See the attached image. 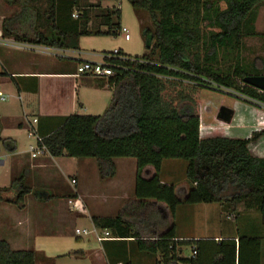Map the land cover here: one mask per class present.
Masks as SVG:
<instances>
[{
  "label": "trees",
  "instance_id": "obj_1",
  "mask_svg": "<svg viewBox=\"0 0 264 264\" xmlns=\"http://www.w3.org/2000/svg\"><path fill=\"white\" fill-rule=\"evenodd\" d=\"M6 2L17 10L4 18L2 38L17 43L78 50L82 36H117L122 27L121 9L115 5L97 15L101 21L91 27L92 10L101 7L100 1ZM129 2L151 20V24L142 22L146 52L134 56L119 49L116 56L105 51L114 70L107 78L113 96L105 112L70 114L54 130L39 135L38 145L44 144L54 157L93 158L101 181L115 177V159L136 160L134 198L116 215L92 217L96 227L109 229L119 238L103 244L132 238L138 250L159 256L156 264H241L243 243L250 240L255 243L252 252L259 258L260 237L241 236L238 244L235 239L177 240L173 217L180 204L217 202L228 213H235L243 204L246 210L260 213L264 226V157L249 150L264 129L248 138L202 137L199 111L203 90L239 94L264 104V92L244 82L246 76L264 75V58H260V67L257 61L245 63L243 56L245 39L264 35L256 27L264 0ZM6 74L0 72V77ZM1 127L0 120V133ZM0 143L9 152L16 150V141L10 137L0 134ZM165 159L187 161L182 196L174 184L160 179ZM147 168L152 173L143 176ZM15 185L20 189L11 199ZM30 191L23 174L9 188L0 187V200L19 204ZM167 213L170 216L165 218ZM182 246L195 250V257L192 252L182 255ZM69 254L84 256L78 250ZM40 258L37 250H16L0 238V264H38Z\"/></svg>",
  "mask_w": 264,
  "mask_h": 264
},
{
  "label": "crops",
  "instance_id": "obj_2",
  "mask_svg": "<svg viewBox=\"0 0 264 264\" xmlns=\"http://www.w3.org/2000/svg\"><path fill=\"white\" fill-rule=\"evenodd\" d=\"M16 10L17 7L8 5L6 0H0V66L2 67L0 72L7 73L0 77V120L2 126L0 134L3 138L10 137L14 139L17 144L16 150L9 152L0 143V179H2V175L6 177L4 182L0 180V187L9 188L12 180L24 174L25 170L31 175L29 177L30 181L28 180V176L24 177L25 185L30 187L31 191L25 195L23 201L19 202V204H14L6 200H0V210L2 213L11 211L16 215V228H13L10 223H4L0 228V238L7 240L12 247L19 241L25 242L31 234L40 235L45 233L43 228L41 232L37 230L38 224H36V231L33 228V223L36 221L34 216L36 214L40 215V209L45 205L39 198L32 196L34 190L37 189V186H32L31 184L33 183L32 175L36 174L39 168L51 162L53 158H56L48 152L32 156L33 153L30 151V146L34 145L32 143L33 141H36L37 144V140L36 137L29 135V129L35 130L37 136L45 135L58 127L63 122V118L70 114H95L106 109L113 94L112 88L108 85V79L89 75H77V67L85 61H105V51L111 52L115 49H121L124 53L129 54L124 50L125 47L122 48L116 43L113 44L112 50H106L102 47L91 48V51L89 49L85 50L82 44L83 36L80 38V49L78 50L49 47L28 42L17 43L12 38H2L3 20L6 16L12 15ZM263 10L264 4L259 8V15L256 22L259 33L261 31L258 29V21L260 13ZM25 27L26 25L24 29ZM43 29L45 30V27ZM261 33L264 34L263 32ZM58 51H64L68 54L61 55L57 53ZM53 56L59 58V60L56 61V59H53ZM80 111L86 112L80 113ZM263 129L264 127L252 131L248 129L249 132H243L242 127L227 126L225 133H228V130H232L229 135L235 136L228 137L248 138L253 132ZM237 133L241 136H237ZM28 144H30L29 150L26 147ZM249 150L255 156L264 157V135L252 141L249 144ZM118 159L120 158L115 159L117 167L115 177L108 181H101L99 176L102 186L114 191L112 202L114 203L115 212L113 215H116L119 208L128 199L134 198L135 185L132 179L135 178V183L137 176L136 163L134 176H130V181L128 182L130 187L128 193H125L124 189V191H121L123 186L125 187L126 181L121 179L122 175ZM150 173H152L151 170ZM162 181L165 182L164 180ZM19 189V185H15V188L12 189V193L10 194L11 199L14 198V195ZM10 198L7 197L6 199ZM109 198V195L106 198L101 197L102 203L100 205L103 207L104 204L110 202L111 199ZM82 204L85 208H88L87 204ZM29 208L35 210L34 214H29ZM160 208L163 211L162 207ZM222 210L223 206L217 202L180 204L176 208L173 217L175 223V239L186 241L235 239L238 244L241 236L260 237V257L258 258L252 252V246L255 243L250 240H245L243 243L244 250L241 264H264V226L262 225V220L260 224L253 223V210H243L242 204H239L235 213H227L226 219H223L225 212L223 213ZM113 215L92 214L91 219L93 216ZM243 215L244 219L241 222L240 218L242 220ZM77 216L81 215L79 214ZM164 217L167 218L166 216ZM229 219H233L236 223H229L227 221ZM30 239H35V236H31ZM108 247L113 248L114 253L119 250L117 243ZM187 247L189 246H182L181 248L182 255L184 256H188L185 254ZM36 250L41 255L44 254L41 250ZM93 250L91 246L78 249V251H83L84 256L87 257ZM96 250L99 261L95 264H114L103 251L104 247ZM72 252L73 250L70 251V253ZM42 257L39 261L46 258L45 255ZM45 262L42 261L41 264H47Z\"/></svg>",
  "mask_w": 264,
  "mask_h": 264
},
{
  "label": "rangeland",
  "instance_id": "obj_3",
  "mask_svg": "<svg viewBox=\"0 0 264 264\" xmlns=\"http://www.w3.org/2000/svg\"><path fill=\"white\" fill-rule=\"evenodd\" d=\"M91 1H100L101 3L100 8H94L92 10L93 23L91 24V27L95 23L98 24L101 21V18L99 17L96 19V16L102 14L105 8H112L114 5L119 6L121 9V25L128 28L131 40H125L124 33L121 32L115 37L106 35L83 36L82 44L85 50L99 47L106 50H112L113 44L116 43L122 48L125 47L124 50L134 56L142 55L146 52L145 41L141 31L143 20H145L146 23L151 24V20L149 19L147 13L144 14V12L141 13L135 10L129 0ZM219 4L222 7L225 6L223 1H219ZM258 29L264 33V10L259 16ZM210 30L211 29H207L206 31ZM245 40V49L243 51L244 62L251 65L253 62L257 61L258 65L261 67L262 61H260V58H264V35L248 37ZM57 53H60L61 55L68 54L64 51H58ZM53 59H56V61L59 60V58L55 56H53ZM0 70H2L1 66ZM237 95L239 96V94ZM238 96H232L227 93L212 90L202 91L199 109L201 116L202 137L235 136L229 135L232 130H228V133H225V128H227V126L238 128L242 127L243 132H249V130L252 131L254 129L264 127V105H258L256 102L247 100V98L242 97L241 95L239 97ZM222 106H227L234 110L235 115L231 124L223 123L217 119V113ZM106 109H103L95 114H103ZM84 112L86 111H80V113ZM237 136L241 135L237 133ZM32 143L35 145L36 141H33ZM30 144L26 145L28 150ZM118 162L120 164V172L122 175L121 179L126 181V185L125 187L123 186L121 191L125 190V193H128L130 188L128 182L130 181V176H134L136 170V160L134 158H120L118 159ZM186 168V160L165 159L159 173L160 179L164 180L165 183L174 184L181 196L183 195L181 188L187 183ZM37 171L38 172L36 174L32 175L33 183L31 184L32 186H37V189H35L36 191L34 190L32 196L39 198L45 206L40 209V215L36 214L34 216L36 221L33 223V228L36 231V224H38L37 230H40L41 232V229L43 228L45 233L40 235L31 234L27 238L28 241H19L15 243L13 246L14 249L41 250L44 253L43 256L45 255L46 258L41 259L40 261L38 260L40 264L42 261H46L45 263L47 264H95L99 261L96 249H101L102 247H105L103 251L109 257V260L114 264H125L128 261L132 264H156V260L159 256L150 252L138 250L136 242L132 238H129L128 240L124 239L117 242H106L104 244H100L97 242L93 234L78 235L76 233L75 229L77 227H87L89 229L93 227L91 219L92 214L113 215L115 212L114 203L112 202L114 191L110 188L102 186L101 181L99 180L98 167L93 158H76L68 156L56 157L53 158L51 162H48L44 167L39 168ZM150 174L151 173L148 175ZM27 176L29 180L31 175L25 170L24 177ZM5 178L6 177H3L2 175V179L0 180L4 182ZM73 179L76 180V183L73 182ZM132 180L135 185V178ZM107 195H109V199H111V201L104 204L102 207L100 205V203H102L101 197L106 198ZM7 196L8 193H5L4 197ZM72 202L73 204H71ZM82 203L87 204L88 208H85ZM242 208L245 211H250L246 210L243 204ZM226 210L227 209L224 208L222 210L223 213L225 212L223 219H226V215L228 213ZM28 212L29 214H34L35 210L29 208ZM253 213V223L260 224V213L256 210H253ZM79 214L81 216H77ZM165 216L168 217L170 215L167 213ZM243 219L244 215L242 220L240 218V221L242 222ZM227 221L233 224L236 223L233 219H229ZM4 223H10L13 228H16V215L11 211L2 213L0 210V228L4 225ZM240 228L242 229V227ZM31 236H35V239L31 240ZM115 243L118 244L117 248L119 249L116 253L113 252V248L108 247ZM89 246H91L94 250L88 257L75 255L71 256L69 254L72 250L74 251L80 248H88ZM99 251L101 252V250ZM191 252V247H187L185 249L186 255L191 254ZM38 254L42 257L41 253L38 252Z\"/></svg>",
  "mask_w": 264,
  "mask_h": 264
},
{
  "label": "built area",
  "instance_id": "obj_4",
  "mask_svg": "<svg viewBox=\"0 0 264 264\" xmlns=\"http://www.w3.org/2000/svg\"><path fill=\"white\" fill-rule=\"evenodd\" d=\"M73 16L76 18L77 14H73ZM120 32L124 33V38L126 40L131 39V35H130V32H129L127 27L122 26ZM0 38H1V36H0ZM118 50L119 49H115L113 51L114 55H116V56L118 55V53H119ZM106 57L107 56L104 55L105 61H103V62L85 61V62L80 63L77 67V75H89V76H93V77H97V78H106V79L109 78L110 76L114 75V70H113L112 66L107 62ZM260 91H262V90H260ZM229 92H231V90H229ZM262 92H264V91H262ZM247 100H252V99L247 98ZM252 101L256 102L258 105H264L263 103H260L258 101H255V100H252ZM29 135L36 137L37 141L42 140L41 137L36 135L34 130H32V131L29 130ZM30 151L33 153L32 156H36L37 154L41 155V154L46 153L47 148L45 147L44 144L38 145V142H37L36 145L30 146ZM0 167H1V160H0ZM73 182L76 183V180L73 179ZM71 204H73V202ZM75 231L78 235L93 234L94 237L96 238L97 242H99L100 244L106 240L119 239V238L114 237V235L111 233V231L109 229H100V228L96 227L94 224H93V227L91 229H89L87 227H85V228L77 227L75 229ZM196 253L197 252L195 250L192 251V256L195 257Z\"/></svg>",
  "mask_w": 264,
  "mask_h": 264
},
{
  "label": "water",
  "instance_id": "obj_5",
  "mask_svg": "<svg viewBox=\"0 0 264 264\" xmlns=\"http://www.w3.org/2000/svg\"><path fill=\"white\" fill-rule=\"evenodd\" d=\"M244 82L250 86H253L255 88L264 91V75L246 76ZM233 116H234V110L227 106H222L217 113V119L227 124L231 123ZM149 173H150L149 169H144L142 175L147 176Z\"/></svg>",
  "mask_w": 264,
  "mask_h": 264
}]
</instances>
